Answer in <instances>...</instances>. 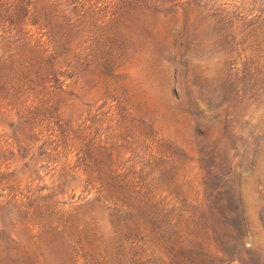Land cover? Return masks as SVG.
<instances>
[{"label":"rangeland","instance_id":"374dc122","mask_svg":"<svg viewBox=\"0 0 264 264\" xmlns=\"http://www.w3.org/2000/svg\"><path fill=\"white\" fill-rule=\"evenodd\" d=\"M0 264H264V0H0Z\"/></svg>","mask_w":264,"mask_h":264}]
</instances>
